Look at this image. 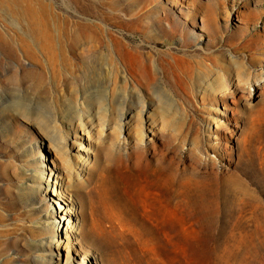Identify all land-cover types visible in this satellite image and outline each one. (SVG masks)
I'll return each instance as SVG.
<instances>
[{
    "label": "rangeland",
    "instance_id": "rangeland-1",
    "mask_svg": "<svg viewBox=\"0 0 264 264\" xmlns=\"http://www.w3.org/2000/svg\"><path fill=\"white\" fill-rule=\"evenodd\" d=\"M172 3L0 0V263L264 264V0Z\"/></svg>",
    "mask_w": 264,
    "mask_h": 264
},
{
    "label": "bare ground",
    "instance_id": "bare-ground-1",
    "mask_svg": "<svg viewBox=\"0 0 264 264\" xmlns=\"http://www.w3.org/2000/svg\"><path fill=\"white\" fill-rule=\"evenodd\" d=\"M171 7H175L174 0H173V3L171 4ZM44 37L46 39V44L45 45L47 46V49L49 51V56H50L49 58H50V60L51 61L57 60V58L59 57V55H60V57H62L61 56L62 55L61 47H60L59 43L56 42V35L53 33V30L50 29L47 32H44ZM37 42H38V37H36V39L34 40L35 45L37 44ZM135 146H136L135 149L139 152L141 150V148L138 147L139 146L138 144L135 145ZM99 181H101V180H99ZM88 183H92L93 184L94 190L91 192V197H94L95 198V195L97 193L95 191L96 190L97 179H95V178H89V182ZM97 185H98V183H97ZM97 187H99V186H97ZM51 194L52 195H58L59 196V191L57 190V188H55V182L52 183ZM66 223L69 224L70 223V220L68 219ZM110 228H111V226H110ZM6 234H7L6 230H1L0 231V237H5ZM3 243H4V246L3 247L8 248L7 242H5L3 240ZM1 245H2V242L0 241V252L1 251L3 252L4 251V248L1 249V247H2ZM118 256L119 255H116L115 256V259H114V263L115 264H121V261L118 258ZM0 264H10V261L7 260V259H4Z\"/></svg>",
    "mask_w": 264,
    "mask_h": 264
}]
</instances>
